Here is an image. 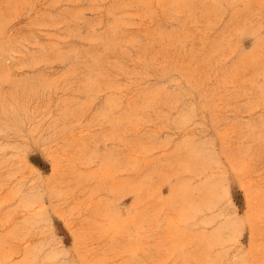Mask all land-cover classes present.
I'll use <instances>...</instances> for the list:
<instances>
[{
	"label": "rangeland",
	"instance_id": "374dc122",
	"mask_svg": "<svg viewBox=\"0 0 264 264\" xmlns=\"http://www.w3.org/2000/svg\"><path fill=\"white\" fill-rule=\"evenodd\" d=\"M0 264H264V0H0Z\"/></svg>",
	"mask_w": 264,
	"mask_h": 264
}]
</instances>
